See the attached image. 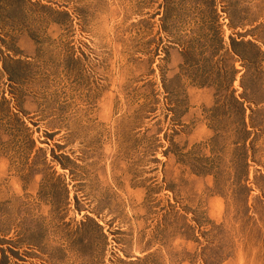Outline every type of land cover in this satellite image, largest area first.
<instances>
[{
    "label": "rangeland",
    "instance_id": "obj_1",
    "mask_svg": "<svg viewBox=\"0 0 264 264\" xmlns=\"http://www.w3.org/2000/svg\"><path fill=\"white\" fill-rule=\"evenodd\" d=\"M0 264H264V0H0Z\"/></svg>",
    "mask_w": 264,
    "mask_h": 264
}]
</instances>
